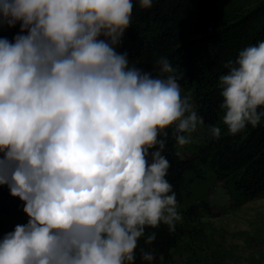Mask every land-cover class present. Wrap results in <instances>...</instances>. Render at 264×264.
<instances>
[{
	"label": "clouds",
	"instance_id": "9594fccd",
	"mask_svg": "<svg viewBox=\"0 0 264 264\" xmlns=\"http://www.w3.org/2000/svg\"><path fill=\"white\" fill-rule=\"evenodd\" d=\"M132 14L133 0H0V28L19 25L0 37V186L28 217L0 239V264H134L140 239L156 240L147 228L182 221L167 130L184 147L204 121L169 59L154 76L118 51ZM224 67L219 107L235 136L264 120V41Z\"/></svg>",
	"mask_w": 264,
	"mask_h": 264
},
{
	"label": "trees",
	"instance_id": "16d2710c",
	"mask_svg": "<svg viewBox=\"0 0 264 264\" xmlns=\"http://www.w3.org/2000/svg\"><path fill=\"white\" fill-rule=\"evenodd\" d=\"M19 25L0 28V37L12 40ZM264 41V0H154L153 7L144 10L133 0L130 28L118 51H127L130 67L160 75L157 60L166 57L182 74L181 89L189 93L194 110L203 117L202 125L208 137L194 152H178L173 129L163 155L170 162L166 179L172 184L177 205L184 201L187 172L204 168L222 182L229 196L237 204L264 197V120L253 128L250 125L239 134H228L223 125V110L219 77L227 74L224 64L235 60L244 48ZM264 110V109H261ZM219 126L221 136L212 138L208 127ZM23 202L10 195L7 186H0V214L28 217ZM190 209L189 211H191ZM15 228L7 229L0 221V239ZM151 245L141 238L134 264H148L141 258V250L151 251L152 264L168 262L177 246L178 232H169L163 223L156 229Z\"/></svg>",
	"mask_w": 264,
	"mask_h": 264
},
{
	"label": "rangeland",
	"instance_id": "374dc122",
	"mask_svg": "<svg viewBox=\"0 0 264 264\" xmlns=\"http://www.w3.org/2000/svg\"><path fill=\"white\" fill-rule=\"evenodd\" d=\"M182 95L192 104L188 92L182 90ZM207 137L200 125L192 143L177 145V150L189 155ZM183 194V203L177 205L180 239L170 260L160 264H264V197L237 204L222 182L201 167L187 172ZM0 221L11 229L28 219L0 214Z\"/></svg>",
	"mask_w": 264,
	"mask_h": 264
}]
</instances>
